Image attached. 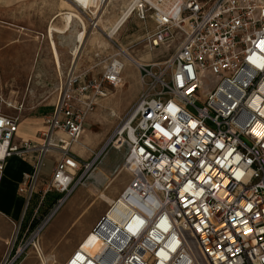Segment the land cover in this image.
<instances>
[{
  "label": "built area",
  "instance_id": "built-area-1",
  "mask_svg": "<svg viewBox=\"0 0 264 264\" xmlns=\"http://www.w3.org/2000/svg\"><path fill=\"white\" fill-rule=\"evenodd\" d=\"M79 8L84 14L92 9ZM123 11L124 21H151L142 37L146 50L172 51L160 61L136 62L139 92L88 161L69 146L106 97L103 83L121 86L118 59L97 79L69 63L54 87L38 145L17 137L20 105L0 98L16 110L0 111V173L8 156L38 151L18 188L21 219L43 156L58 153L24 233L46 192L62 196L33 236L101 155L123 148L114 171L125 170L126 183L89 229L85 248L78 245L61 264H264V0H128ZM114 45L115 55L127 54ZM25 246L15 248V257ZM10 250L1 264H11Z\"/></svg>",
  "mask_w": 264,
  "mask_h": 264
},
{
  "label": "crops",
  "instance_id": "crops-1",
  "mask_svg": "<svg viewBox=\"0 0 264 264\" xmlns=\"http://www.w3.org/2000/svg\"><path fill=\"white\" fill-rule=\"evenodd\" d=\"M60 1L62 7H58L57 0H0V98L6 103L13 102L14 104L10 103L11 105H20V111L23 110V114L19 119V132L16 135L29 140L34 145L41 143L37 131L43 129L41 124H43L45 116L51 112L53 102H45V94L49 90L54 92L56 80L53 79V76L58 73L59 69L65 70L73 61L75 67L86 69L82 63L84 57L78 55L79 48L86 38V33L84 36V33L81 32L80 38H75V42L80 43L75 57L72 52L76 48V43L74 44L72 41L73 31L71 40L66 42L71 45L69 49L71 52L59 48L64 47L65 44L59 43L57 35L64 34L71 28L69 27L62 32L58 29L64 26L63 18L60 17L61 21L59 22L57 19L58 16L62 15L61 10H64L65 0ZM100 1H103V4L106 3L105 0ZM128 21L129 19L121 25L124 27V32L119 37L120 43L118 42V45L122 48L121 43L127 37L135 36V33L130 31L131 27L129 28ZM125 27H128L127 30ZM49 29L51 36H47ZM143 35L144 33L141 36ZM136 36L139 35L136 34ZM131 59L136 62L151 60L149 54H146L145 57L134 56ZM118 60L121 62V85L126 84L127 81L131 91L136 92L137 86L140 87L137 65L124 57H119ZM41 77L47 78L49 81L45 82V85L48 84L47 88L39 90L36 87L41 84ZM103 86L107 91L111 89L105 82ZM104 99L102 98V100ZM132 100L133 95L126 96L123 100V107ZM1 103L0 101V111L7 112ZM43 108H50V112L41 113L40 110ZM91 120L92 115L85 117L82 134L77 141L69 146L80 161L89 159L98 149L97 143L101 140L93 141L89 136ZM84 131L85 134L83 135ZM56 134L59 135V132ZM109 150L99 158L91 171L92 173L95 170V172L102 174L105 179L114 172L115 166L119 163V159L111 155H116V151ZM45 154H50L53 160L58 157L54 151H48ZM37 156L38 151L33 150L24 157L10 155L3 162L0 173V222L2 223L0 243H8L10 229L15 230L18 224V229L22 226L21 231L24 235V228L29 217L25 221L21 219L24 197L18 188L24 176L32 173ZM42 166L43 162L37 175L41 184L49 179L52 164L49 173H47L48 170L41 172ZM105 179L96 183H103Z\"/></svg>",
  "mask_w": 264,
  "mask_h": 264
},
{
  "label": "rangeland",
  "instance_id": "rangeland-1",
  "mask_svg": "<svg viewBox=\"0 0 264 264\" xmlns=\"http://www.w3.org/2000/svg\"><path fill=\"white\" fill-rule=\"evenodd\" d=\"M199 1L203 4H207L209 2V0ZM60 2V0H57L58 7H62L60 6ZM127 2L128 0H108L105 5L102 3L95 13L91 12L90 14H84L81 12L82 10L80 8H77L76 3H74L72 0L64 1L63 9L70 11L73 10V12L78 13L81 16L85 27H83L79 19L71 15L62 14L61 16H58V22L61 21V18L64 20V26L58 28L60 32L71 27L70 31L57 35L59 43L65 44L64 47H58L60 50H67L71 52L69 50L71 45L66 42L71 40L70 37L72 36L73 31L72 41L74 44L76 43V48H74L75 51L73 50L72 52L75 57L80 44L75 42V38H80L81 32L84 34L86 33V38L83 44L81 43L82 46L80 45L81 48L78 55H81L82 58L84 57L82 63L86 69H88L89 76L93 78L97 79L99 77L102 67L106 65L110 59H118L119 57H122L120 54L115 55L117 50L114 44L120 43L119 37L122 36L124 27L121 26L117 30L116 34L112 36H110L107 32V27L121 14L123 7H125ZM97 16L99 19L98 23L95 27H91L92 22L96 21ZM127 23L129 28L131 27L130 31L135 33L134 37H127L126 40L121 43L124 51L128 55L132 57H145L146 54H149L151 60L160 61L171 54V47L167 49L158 47L152 49L151 51H148L146 48H144V41L142 38L144 35H141L152 29V23L150 20L146 19L145 21H140L132 16ZM127 28L125 27V30H127ZM136 34L139 36H136ZM152 70H156V68L153 67ZM63 71L59 69L58 73L53 76V79L56 80V83L58 81V77L62 76ZM41 79V84L36 87L39 88V90L48 87V84L45 85V82L49 80L44 77H41ZM138 92V86L137 91L132 92L126 81V84L108 90L105 99L103 98L104 100H102V98L98 99L96 105L88 114L92 115V120L90 121L91 133H89V136L93 139V141L96 139H101L100 142L97 143L98 148L111 134L113 128L115 127L117 117L127 107V105L123 107V100L126 98V96L132 95L133 99H135ZM45 95V102L54 101V92L49 90V92H47ZM10 103L14 104L11 101ZM195 104L198 105L199 103L195 101ZM1 105L7 111L4 113L10 114L11 112V114H16V110L13 108L5 106L3 103H1ZM40 112H50V108H43L40 110ZM17 114L20 119L21 115L23 114V110ZM41 125L43 126V124ZM84 134L85 131L83 132V135ZM59 135L62 138L65 137L63 133H59ZM111 150L116 151V155H111L114 158H118L120 161L124 153V149L120 148L118 150ZM54 153L56 156H58L56 151H54ZM89 159L85 161H88ZM52 161L53 159L50 154H45L42 158L43 166L41 167V172H47L48 170L47 173H49L50 166L51 164L53 165ZM93 168L94 166L85 171L80 182L64 199L60 207L55 211L49 221L46 222L43 228H41V230H39L36 235L33 236L32 231L40 223L43 216L51 207V205H49L50 200H48L50 195L45 198V200H43V204L38 209L36 215L37 217L32 220L30 228L26 233H24V235H22L21 231L22 226H20L18 229L15 238L14 229H10L8 243H0V264L7 255L10 248L11 250L7 256V261L13 259L11 264H61L75 247L82 245L83 241L88 238H85V236L91 226H93V224L103 214L109 203L119 193L128 179L127 172L123 169L119 171L117 168V170L111 173V175H109L103 183L98 184L91 178V176L96 173L95 170L91 173ZM81 170L82 168H80L78 173H80ZM48 181L49 180L47 179L46 182ZM43 186L44 182L41 184L38 179L35 181L33 189L35 192H32L31 198L29 200V206L26 208L23 217L24 221L29 217L31 209L35 205L41 193V189H43ZM52 191L50 193H52ZM59 195H61V193ZM54 202L55 201H53V203ZM1 227L2 223L0 222V228ZM19 240L21 241L19 242ZM23 244H26L25 248L15 257V248L18 245L21 247Z\"/></svg>",
  "mask_w": 264,
  "mask_h": 264
},
{
  "label": "bare ground",
  "instance_id": "bare-ground-1",
  "mask_svg": "<svg viewBox=\"0 0 264 264\" xmlns=\"http://www.w3.org/2000/svg\"><path fill=\"white\" fill-rule=\"evenodd\" d=\"M74 3H76V6H77V8H79V7H87V6H91L92 7V9H91V12L92 13H95L97 10H98V8L100 7V5L103 3V1H100V0H72ZM106 1V3H107V1L108 0H105ZM105 3V4H106ZM104 4V5H105ZM68 14V15H71V16H73V17H75V18H77V19H79L80 20V22L82 23V25H83V27H85V25H84V23H83V20H82V18H81V16L78 14V13H75V12H73V10L72 11H70V10H63L62 11V14ZM126 16H127V12L126 11H122L121 12V14L115 19V21H113V22H111L110 24H109V26L107 27V32L109 33V35L110 36H112V35H115L116 34V32H117V30L120 28V26L124 23V20H125V18H126ZM98 21H99V19H98V16H97V18H96V23H98ZM93 23H95V22H92V24ZM94 25V24H93ZM48 31V30H47ZM47 36H51V34H50V29H49V35H47ZM84 36H85V34H84ZM79 50H80V48H79ZM79 52V51H78ZM116 54H118L117 52H116ZM124 58H126V59H131L132 57L130 56V55H127V54H125L124 52L123 53H120ZM135 64H136V61L135 60H133V59H131ZM73 64H74V61L72 62ZM137 65V64H136ZM18 132H19V128H18ZM119 152V151H118ZM123 156V155H122ZM91 175V174H90ZM91 178L93 179V181H95V182H102L103 181V179H105L104 178V176H102V174H100V173H94L92 176H91ZM100 184V183H99ZM89 242V238H87V239H85L84 241H83V244L81 245V248H85V245H87V243ZM33 245H35V244H33Z\"/></svg>",
  "mask_w": 264,
  "mask_h": 264
},
{
  "label": "trees",
  "instance_id": "trees-1",
  "mask_svg": "<svg viewBox=\"0 0 264 264\" xmlns=\"http://www.w3.org/2000/svg\"><path fill=\"white\" fill-rule=\"evenodd\" d=\"M51 191H48V192H46L44 195H43V198H42V204H43V200H45V198H47L49 195H50V198H48V200H50V202H49V205H51L52 206V204H53V201H55L57 198H59L61 195H59L60 193L59 192H57V191H52V193H50ZM52 196H54V197H52ZM41 204V205H42Z\"/></svg>",
  "mask_w": 264,
  "mask_h": 264
}]
</instances>
